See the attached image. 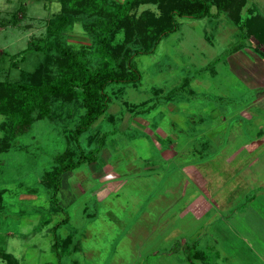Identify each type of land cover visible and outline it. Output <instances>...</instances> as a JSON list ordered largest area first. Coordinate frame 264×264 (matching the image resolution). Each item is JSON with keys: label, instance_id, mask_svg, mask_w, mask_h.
<instances>
[{"label": "rangeland", "instance_id": "1", "mask_svg": "<svg viewBox=\"0 0 264 264\" xmlns=\"http://www.w3.org/2000/svg\"><path fill=\"white\" fill-rule=\"evenodd\" d=\"M211 12L177 16L178 30L134 59L141 81L107 87L109 108L79 146L72 136L84 113L77 95L47 96L43 115L35 110L25 127L0 114V264H7L1 253L17 264H194L186 249L193 245L210 264L231 250L230 264H261L245 257L243 238L260 252L264 46L244 39L230 12L217 15L215 5ZM133 13L145 24L163 14L153 3ZM60 14L56 0H0V82L21 83L38 67L56 75V42L97 51L84 16L48 38ZM236 14L264 16V0H245ZM124 38L118 33L114 45ZM103 135L97 162L64 174L62 208L53 206L43 177L57 156L90 153Z\"/></svg>", "mask_w": 264, "mask_h": 264}, {"label": "trees", "instance_id": "2", "mask_svg": "<svg viewBox=\"0 0 264 264\" xmlns=\"http://www.w3.org/2000/svg\"><path fill=\"white\" fill-rule=\"evenodd\" d=\"M56 1L61 4V14L51 20L48 38L54 36L58 38V31L62 24L84 16L91 19L86 22L85 28L94 34L97 51H75L56 42L54 47L62 61L57 74L53 75L42 67L40 69L38 67L34 72L24 75L21 83L0 82V114L13 120L15 126L25 127L32 121V114L35 110L43 115L46 110L47 96L77 95L84 107V113L72 135L78 146L81 135L88 132L109 108L110 98L106 91L107 87L111 84H138L141 81L142 75L136 68L134 59L140 55L154 53L165 37L176 32L178 30L177 16L190 19L206 18L212 15L211 10L215 5L217 15L223 11L231 13V18L244 39L254 38L259 46H264V16L255 15L241 20L236 14L245 0ZM143 3L158 4L163 14L154 19L152 23L145 24L144 17L138 18L133 13L134 9ZM121 32L125 36L123 42L114 45L115 37ZM38 45L36 43L34 48L41 50ZM130 45H134L135 48ZM242 48L243 46H236L234 51ZM260 54L264 57V52ZM105 138L103 135L100 139L98 149L90 153L81 150L77 158L70 151L57 156V166L43 177L44 184L52 190L50 202L53 206L62 208L59 205L58 194L62 187L63 175L83 164L97 162ZM66 220L56 224L53 231L65 224ZM57 246L58 238H55L53 248L57 250ZM187 247V258L191 263L195 264V261H200L203 264H210L206 257L209 254L205 251L197 250L196 245ZM1 254L7 264H11V260L14 261L12 255ZM216 261L215 264H218ZM14 262L16 263L13 264H17V261Z\"/></svg>", "mask_w": 264, "mask_h": 264}, {"label": "crops", "instance_id": "3", "mask_svg": "<svg viewBox=\"0 0 264 264\" xmlns=\"http://www.w3.org/2000/svg\"><path fill=\"white\" fill-rule=\"evenodd\" d=\"M260 123H262V121H260ZM262 125V124H261ZM255 138V137H254ZM259 140L258 142L259 143H261L262 145H264V127H262L261 128V131H259L258 132V136H257V138H256V140ZM250 143V142H249ZM255 143H257L256 141H255ZM247 184H248V182H246ZM262 187H264V184H260ZM245 187H247L246 189H248V188H250V186H245ZM263 192H264V190H263ZM230 201V200H229ZM248 204H250V206H251V204H252V206H254V203H248ZM260 209H259V211H258V215H259V220L261 221V224H260V226L263 228V230L260 232L261 233V238L262 239H264V202H263V200L261 199V201H260ZM229 205V204H228ZM245 205H247V204H245ZM248 236V235H247ZM248 239L249 238H251L252 240H257V239H255V238H253V236L251 235V236H248L247 237ZM243 240H244V245H243V247H244V251H243V254H245V257H250V258H253V257H255V256H257V257H259V261H260V263L261 264H264V260L263 261H261V259H260V256H264V242H263V244H262V241H261V243H260V248H259V250H260V252H257L256 250L254 251V248L252 247V245L253 244H250L249 242H246V238H243ZM251 242V241H250ZM232 250L229 252L228 251V253L227 254H224V253H222V255L220 254V258L221 257H223L222 258V260L221 261H218L220 264H230L231 263V260L229 259V257H231V254H232ZM247 255V256H246ZM253 255V256H252ZM244 256V255H243ZM253 261V260H252ZM255 261V260H254ZM251 264H257V262H251ZM259 264V263H258Z\"/></svg>", "mask_w": 264, "mask_h": 264}]
</instances>
